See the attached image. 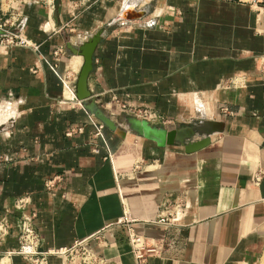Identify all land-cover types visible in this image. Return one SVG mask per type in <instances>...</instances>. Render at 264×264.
<instances>
[{"label": "crops", "instance_id": "0c3cea01", "mask_svg": "<svg viewBox=\"0 0 264 264\" xmlns=\"http://www.w3.org/2000/svg\"><path fill=\"white\" fill-rule=\"evenodd\" d=\"M124 4L134 19L113 22ZM10 6L22 15L16 32L38 51L0 47V217L8 223L0 253L16 246L13 202L28 195L25 212L36 214L42 249L70 247L126 218L136 233L164 241L148 264H259L264 7L255 0H16ZM99 30L88 89L116 124L124 128L131 117L119 103L154 110L163 122L153 125L168 131L206 122H222L223 131L185 154L176 143L160 148L131 133L121 140L103 128L111 156L105 159L90 116L43 61L63 47L58 72L76 78L81 58L66 44L79 45ZM8 108L16 113L6 118ZM71 128L81 130L67 136ZM170 153L189 156L190 169L163 170ZM51 178L57 179L48 192L44 182ZM168 209L170 227L151 223ZM103 236L105 245L91 243L98 254L111 264H135L126 227ZM12 263L26 264L17 257Z\"/></svg>", "mask_w": 264, "mask_h": 264}, {"label": "built area", "instance_id": "2783aa9c", "mask_svg": "<svg viewBox=\"0 0 264 264\" xmlns=\"http://www.w3.org/2000/svg\"><path fill=\"white\" fill-rule=\"evenodd\" d=\"M16 0H4L5 6L0 7V32L4 34L0 36V47H18L28 48L37 53L38 46L21 37L16 29L22 19V15L13 9L10 4ZM256 3L264 7V0H255ZM3 4V3H2ZM64 55L63 47H57L52 51V59L50 61L43 60L49 70L59 80L62 87L66 89L73 97L74 95V83L76 78L70 73H59L58 62ZM259 75L264 81V54L259 58ZM35 72V69L32 70ZM235 81H229V86H234ZM75 101V99H74ZM117 103V102H116ZM78 106L80 104L76 103ZM119 108L127 115L136 118L138 120H145L149 124L163 122V118L154 110L149 108L137 107L127 104H119ZM6 118L16 113L15 108H8L6 111ZM90 123L94 127V135L102 141L103 149L106 152V158L110 161V152L102 134L103 126L98 123L91 116L89 117ZM80 128H71L66 132L67 136L75 132H79ZM57 178L47 179L44 182L45 189L48 192L52 191L54 183ZM255 182L259 180L258 175L254 177ZM30 197L28 195L20 196L13 202V209L19 212L16 246L12 250L3 251L0 253V264H13L12 257L21 259L26 264H49L50 258H57L61 261V264H111L109 260L98 254L92 247V242H99L100 246L103 239V233L111 228L124 226L127 231V241L130 247V253L135 264H148V261L152 257L160 255L162 248L164 247L163 240H154L145 237L144 235L136 233L131 224L133 220L121 218L113 224L104 226L101 232H98L88 238L82 240H76L70 247L64 248H48L42 249L40 236L37 233L34 225L36 217L35 212L26 213L25 209L30 205ZM173 212L166 211L165 214L160 215L156 220L151 223L154 225H160L163 227H170L172 225ZM8 235V223L6 216L0 217V243H2Z\"/></svg>", "mask_w": 264, "mask_h": 264}, {"label": "water", "instance_id": "95a60500", "mask_svg": "<svg viewBox=\"0 0 264 264\" xmlns=\"http://www.w3.org/2000/svg\"><path fill=\"white\" fill-rule=\"evenodd\" d=\"M128 6V4H124L113 22L134 19L127 16ZM102 33L103 30L97 31L79 45L67 43L66 50L70 55L81 58V64L74 84L75 99L79 102L81 108L105 129L121 140L125 138L127 133H131L138 138L155 143L160 148L176 143L183 147L185 154H191L205 148L210 144V137L213 134L223 131L222 122H206L201 126L180 128L172 131L133 117L124 118V128L116 124L96 103L88 89V77L93 69L94 53L101 41ZM3 35L0 32V36ZM195 136H197V139L192 140Z\"/></svg>", "mask_w": 264, "mask_h": 264}, {"label": "rangeland", "instance_id": "374dc122", "mask_svg": "<svg viewBox=\"0 0 264 264\" xmlns=\"http://www.w3.org/2000/svg\"><path fill=\"white\" fill-rule=\"evenodd\" d=\"M78 73V72H77ZM77 76V75H76ZM75 84V83H74ZM151 125H153V124H151ZM104 128V127H103ZM168 158L169 159H166V163H165V165L163 166V170L166 168V167H168L169 165L171 166H173V165H175V164H179V165H182L184 168H190L189 167V163H187L186 161H189L188 159H189V156H187L186 158H184V157H180V155H176V154H173V153H170V154H168ZM176 161H175V160ZM185 159H187V160H185ZM184 161V163L182 164V162ZM177 162V163H176ZM186 165V166H185ZM153 169L154 170H156V169H159L157 166L155 167V166H153ZM264 260V251H263V253H262V256H261V258H260V261H259V264H261L262 263V261Z\"/></svg>", "mask_w": 264, "mask_h": 264}, {"label": "bare ground", "instance_id": "6f19581e", "mask_svg": "<svg viewBox=\"0 0 264 264\" xmlns=\"http://www.w3.org/2000/svg\"><path fill=\"white\" fill-rule=\"evenodd\" d=\"M74 98H75V96H74ZM78 103H79V102H78ZM132 141H133V140H132ZM180 156H181V155H180ZM184 158H186V157H184ZM185 160H187V159H185ZM188 160H189V159H188ZM186 162L189 163V161H186ZM186 162H185V163H186ZM183 163H184V161L182 162V164H183ZM185 163H184V164H185ZM187 163H186V164H187ZM187 165H188V164H187ZM185 166H186V165H185ZM186 169H188V168H186ZM189 169H190V168H189ZM261 264H264V260L262 261Z\"/></svg>", "mask_w": 264, "mask_h": 264}]
</instances>
